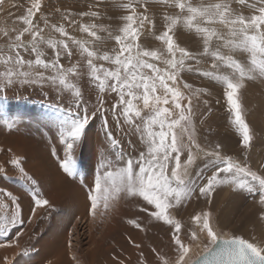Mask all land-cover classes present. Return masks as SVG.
Masks as SVG:
<instances>
[{
  "label": "snow or ice",
  "instance_id": "1",
  "mask_svg": "<svg viewBox=\"0 0 264 264\" xmlns=\"http://www.w3.org/2000/svg\"><path fill=\"white\" fill-rule=\"evenodd\" d=\"M100 2L89 6L93 10L78 15L100 19L101 13L95 10ZM4 3L5 0H0V7ZM155 4L177 10L174 14L167 10L162 13L163 31L154 37L163 45L159 49L143 47L139 42L142 36L154 35L157 21L149 10ZM119 7L127 14L119 18L122 25L114 34L109 25L80 23L72 18L71 12L61 13L60 9H56L60 22H51L47 15L41 14V25L36 20L42 10L41 0H32L18 17L22 28L0 29L5 40L0 46V99L6 101L4 94L19 85L49 89L62 103L70 101L64 107L47 105L45 115L59 122V142L64 153L59 168L66 176L75 178L79 174L76 153L90 122V109L79 83L86 76L87 83L98 92L91 115L105 116L106 139L111 147H117L119 141L108 130L109 112L118 129L127 127L138 133L146 148L135 159H125L123 155L118 160L107 155L99 159L87 193L89 214L95 216L98 211L100 215L110 214L122 199L142 201L141 211L171 228L174 256L157 253L159 264H264V247L241 236L222 238L213 228L209 212L191 217L195 229L190 231L187 243L181 236L180 221L170 213L191 199L197 189L199 197L210 201L218 187L231 186L233 191L259 197L262 209L259 218L264 221V174L223 155L220 144L210 150L201 147L192 123V98L206 94L207 89H193L192 84L181 79L184 72H197L223 86L229 121L240 134L241 147L247 153L253 135L244 118L241 92L246 82H264V0H126ZM240 8L248 9L249 14L245 15ZM76 25L90 39H77L70 34L68 28ZM181 30L194 34L202 51L194 53L181 47L177 42ZM106 40H114L118 47L102 52L98 46ZM47 50H51L50 58ZM202 57L210 59V69L188 63L194 61L198 66ZM63 60L70 66L66 67ZM105 63L111 67H105ZM105 93L118 97L110 109L104 107ZM185 100L187 103H183ZM140 104L148 110L147 115H142ZM9 126L14 125L10 122ZM197 159L206 163L193 174ZM7 163L18 171L20 187L30 197L28 223L36 217L38 209L54 208L38 182L25 171L20 157L13 156ZM208 169H213L211 175L205 176ZM0 177L9 179L3 164ZM127 223L141 227L135 220ZM24 225L20 198L0 188V236L7 237L11 230L21 229L16 233V241L0 242V248L19 246ZM201 234H206L208 243L202 255L192 259V245ZM32 252L33 249L25 248L18 255L30 258ZM5 264H10L7 258ZM140 264H144L143 259Z\"/></svg>",
  "mask_w": 264,
  "mask_h": 264
},
{
  "label": "bare ground",
  "instance_id": "2",
  "mask_svg": "<svg viewBox=\"0 0 264 264\" xmlns=\"http://www.w3.org/2000/svg\"><path fill=\"white\" fill-rule=\"evenodd\" d=\"M189 75L191 74H181V79L187 80L186 83L189 84L191 80L192 84H195L196 81L199 82L200 74H193L197 76L196 78L188 77ZM258 81L248 82L251 84L250 92H253L252 87L256 88ZM79 83L82 90L90 92L91 99L87 100L93 101L88 105L92 111L97 103L98 92L87 83L86 76ZM262 85L264 89V82ZM11 93V90L7 91L6 97L12 96ZM113 95L111 93L104 94L106 109H110L112 100L118 99L116 94L115 97ZM65 103H70V101H65ZM145 112H142V115L148 114ZM108 115L111 116V113L109 112ZM5 120V118L0 120V164L8 161V156L12 154L20 157L25 171L38 182L43 195L54 208L47 211L38 209L36 217L31 223H28L30 197L20 187L22 182L19 179L18 171L10 174L16 180L10 178L0 181V186L20 198L25 219L23 234L18 238L19 246L0 248V264H5V258L10 264H140L141 259L144 260V264H159L157 253L174 256L171 238H168L163 232L164 223L153 220L147 211H141L140 208L144 206L142 201L122 199L110 214L100 215L99 211L95 216L89 214L90 203L87 193L94 179L99 159L107 155L109 159L118 160L113 148L107 147V144L110 143L106 136H103V133L98 129L104 127L103 121L100 124L93 118L92 127H87L79 147L83 153L77 155L79 174L72 178L66 176L59 168V160L63 158L64 153L59 142V127H57L59 125L56 124V121L55 123L51 122L53 125L48 129L45 128L43 138H39V141L37 137L25 135L27 132L21 131L23 122L12 123L14 126L10 127L7 126L8 121ZM125 129H123V133H128V149L135 150L134 155L128 151L126 158L135 159L143 151L141 149H145V144L142 143L138 133L130 129L127 132ZM108 130H111L110 126ZM113 136L118 138L115 133ZM118 141L124 148L127 146L123 140ZM198 202L196 201L194 204ZM148 208L153 210L151 206ZM173 210L176 212L178 208ZM58 213L65 215L59 219ZM128 220L137 221L141 227L137 228L127 223ZM79 228H82V233H79ZM18 231L21 229L12 230L7 237L0 236V242L8 244L16 241ZM204 237L207 238L206 234ZM201 243L203 242L201 241ZM135 244H139L140 248H136ZM25 248L33 249L30 258L18 255ZM152 249L157 251L153 252ZM141 253H143V257H141Z\"/></svg>",
  "mask_w": 264,
  "mask_h": 264
},
{
  "label": "rangeland",
  "instance_id": "3",
  "mask_svg": "<svg viewBox=\"0 0 264 264\" xmlns=\"http://www.w3.org/2000/svg\"><path fill=\"white\" fill-rule=\"evenodd\" d=\"M31 2L32 0H5L4 5L0 7V29H11L13 27L22 28L23 25L21 22H19L18 17L25 13L27 7L30 6ZM123 2H126V0H101L99 6L95 9L101 13V18L93 20L90 17L81 18L78 13L93 10L90 9L89 6L96 5L97 0H41L42 10L41 13H37L36 20L42 25L43 22L39 19V17L41 16V14H44L49 17L51 22H60V13L56 12V9H60L61 13L71 12L72 18L76 19L80 23L95 22L98 24L102 23L105 25H109L111 26L114 34H117L118 28L122 25V21L119 18L127 14L121 7H119V5ZM13 5L16 6L13 7ZM165 10L169 11L172 14L177 11L176 9H165L159 4H155L150 8V14L153 15L157 21L156 28L154 30L153 36L141 37V40L139 42L143 47L158 49L163 47V45L159 41L155 40L154 37L155 35H159L161 31H163L161 16ZM240 10L243 11L244 14H249V10L246 8H240ZM68 31L77 39H90L87 37V34L79 32L78 25L68 28ZM101 35L105 34L101 33ZM4 42V38L2 37V35H0V46H2ZM177 42L181 47H186L191 52H194V50L195 52L202 51L200 41L192 33L181 30V34L177 39ZM98 47L102 52H111L118 46L115 44L114 40H106L102 45H99ZM47 53L48 58H50L51 50H47ZM26 58L34 57L26 56ZM75 59H78V57H74V60ZM62 62L65 64V66H70L67 60H63ZM156 63H158V66L164 67L163 64L159 62ZM188 63L192 64L194 67H200L201 69L207 70L210 69L211 61L209 58L202 57V63L198 66L195 65L194 61H189ZM105 67L111 66L105 63ZM0 70H2V67H0ZM182 74H191L188 77L194 76L196 78L197 76L193 74L199 73L184 72ZM198 80L199 82L196 81L195 84H192V80L190 81L193 89L206 88L207 93L201 94L199 97L193 96L192 98V123L195 126L197 142L201 145L202 148L209 150L215 148L216 144H220L221 153L223 155L231 156L234 160L240 161L242 163H247L253 171H258L259 173L264 174V167H262L264 166L263 82L259 80L256 86L257 89L252 87L253 92H250L249 87H251V84L246 82V86L241 92V102L244 108V118L249 125L253 135L252 147L250 150H248L247 153H245L240 144L241 136L229 121L230 114L227 111L228 106L226 98L224 96L223 86L217 82H212L208 78L202 76H200ZM20 87L18 85L17 87L10 89L12 91V96H7L8 98L6 99V101L3 99L0 100V120L2 118H5L8 121L7 126H9L10 122L11 124H19L23 122L22 124L24 125L21 131L27 132L25 135L31 137L35 136L38 139H41L43 138L42 135L45 131V128L48 129V127L53 125L51 122L54 121L55 123L56 121V124L59 125V122L56 119L51 116L45 115V113L48 111L46 106L51 104V102L52 104L54 102L55 104H59L61 107H64L65 102L62 103L60 100L55 98L56 94L49 89H40L38 87L33 88L32 86H24L20 89ZM29 89L30 91H28ZM182 91L185 92V95H188L187 90L182 89ZM83 92L86 102L89 105L91 102H93H89L87 100L91 99L90 92L87 90H83ZM111 94H114L113 96L115 97V93ZM4 95H6V93ZM116 101L117 99L112 100V102L110 103V107L114 102L116 103ZM183 103H187V100L183 101ZM139 107L142 109L143 105L140 104ZM167 107H171V105H167ZM144 111L148 113V110L142 109V112ZM173 111L175 112V110ZM91 112L89 113L90 122L87 127H92L91 124L93 118L94 120L96 119V121L100 124L101 121H103L102 125H104L105 116L103 114L97 113L94 117H92ZM173 118H175V115L173 116ZM107 120L108 127H111L110 131L117 135L118 140H123L124 144L126 143L127 145L124 148L119 142L118 146L113 148V151L116 154V159H119L120 155H123L125 159H127L126 157L128 156L129 152L130 154L132 153L131 155H134L133 152H135V150L133 149L132 151V149H128V133H123V130L117 128L116 122L112 116L107 115ZM103 128L98 129L103 133V136H106ZM125 128L123 129L128 132V128ZM179 131L180 130L177 129V132ZM108 146L112 148L110 144H107V147ZM145 149L142 148L141 150L144 151ZM82 153L83 150L79 148L76 155H81ZM12 155L8 156L9 158L7 157L8 161L12 158ZM245 155H247L246 160ZM184 158H186V153ZM205 163V160L197 159L196 165L193 169V174L196 170L203 169ZM1 164H3L5 167L7 177L12 173L17 172L15 168L7 163V160L6 162H1ZM212 170L213 169L205 170L204 175H211ZM10 178L12 180H16V178L11 175L9 176V179ZM4 179L5 178L0 177V181H4ZM0 188L4 187L0 186ZM258 199V196H254L246 192L233 191L231 186H220L213 192L211 200L209 201L206 198L199 197L197 189V192L192 196L191 199L180 205L176 212L171 209L170 213L175 219L180 221L182 225L181 236L186 243L189 242L188 237L190 231L195 229V225L193 224L191 217L193 215H196L197 213L207 211L211 215L213 228L222 238L227 239L232 236H241L245 239H248L250 242H254L259 246L264 247V221H261L259 218L262 209L258 204ZM196 201L199 202L194 204ZM64 215H62V213H58V218L62 219ZM164 228L163 232H165V235L168 236V238H171L172 232L170 226L164 224ZM78 231L79 233H82V228H79ZM206 239L207 238L204 237V234H201L200 239L193 243L191 252L192 259H195L197 256L202 255L204 245L208 243ZM201 241L203 243H201Z\"/></svg>",
  "mask_w": 264,
  "mask_h": 264
}]
</instances>
